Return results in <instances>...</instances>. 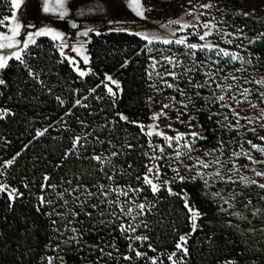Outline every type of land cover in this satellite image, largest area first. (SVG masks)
Masks as SVG:
<instances>
[{
  "label": "trees",
  "instance_id": "16d2710c",
  "mask_svg": "<svg viewBox=\"0 0 264 264\" xmlns=\"http://www.w3.org/2000/svg\"><path fill=\"white\" fill-rule=\"evenodd\" d=\"M184 1L169 6L144 0L152 15L177 11ZM223 1L238 7L243 0ZM10 11V0H0V19ZM261 34L250 46L264 56ZM145 43L126 30L90 32L86 50L92 69L81 77L54 39L40 35L23 53L27 67L12 59L0 70L5 81L0 85V184L20 193L12 201L0 192V264H48L49 258L60 264H151L152 259L171 264L168 256L190 225L183 192L201 216L187 235L182 264L227 258L233 264H264V199L259 194L264 189L244 184L241 191L251 203L224 208L205 192L199 177L174 180L171 194L166 187L153 194L144 184L149 142L139 122L149 116L151 89ZM111 72L121 84L117 103L103 82ZM207 133L214 141L216 132ZM77 137L82 139L74 148ZM121 189L128 194L120 195L116 190ZM40 196L51 203L41 205ZM139 204L145 205L143 214ZM121 225L135 231L122 232ZM74 235L79 242L70 239ZM136 251L146 255L137 257Z\"/></svg>",
  "mask_w": 264,
  "mask_h": 264
},
{
  "label": "rangeland",
  "instance_id": "374dc122",
  "mask_svg": "<svg viewBox=\"0 0 264 264\" xmlns=\"http://www.w3.org/2000/svg\"><path fill=\"white\" fill-rule=\"evenodd\" d=\"M78 1V0H74ZM134 3L136 11L135 22L130 21L132 25L131 28L136 29V34L144 38L147 35L151 43H146V51L149 55L148 71L151 78V89L148 95V104L150 106L149 116L146 120H141L140 125L149 126L153 123L159 125L160 131H163L168 136L175 137L177 133H189L198 132L202 138H198L194 144V150L188 153L186 156H181L180 161L174 159L175 151L179 147L173 142V147L169 148L167 142H165L162 137L153 135L148 137V145H161L164 147L165 152L163 158L159 160H152L150 157L161 156L159 151H153L149 146V162L146 166L145 174L148 172V167L153 164L159 166V178H155V169L152 174V178L155 183L166 187L171 192L174 190L171 184L176 179V172L173 168H179V174L187 178H193L196 176L198 171L203 172L205 175L202 179L204 183L205 192L214 198L220 205L224 208H231L238 204L239 202L243 205L246 202L251 201V196L247 195L245 192L241 191V187L245 183L241 181L240 176L246 177L249 181L255 180L259 183H264V177H257L255 175L256 171H264V164L251 163L246 157L241 156L236 159L232 156L233 152H248L255 160H264V154L254 150L247 143L252 141L257 145L264 146V141H261L258 137L264 136V121H259L256 123H248L245 119H240L238 128H230L227 125L231 123L236 124V117L228 108H222L220 103H218L215 97L219 95H226L225 103H230L233 108L239 112L240 117H251L257 118L264 111V100L261 99L260 93L264 92V85H258L255 81L264 79V56L258 53H254L252 47L250 46L251 40L261 31H264V4L261 0H243L242 4L238 7L229 4L223 0H185L179 10L172 11H162L155 15L147 13V5L144 0H130ZM179 0H161V2H166L169 6L170 4H176ZM73 1L67 5V10L65 17H77L78 12L72 6ZM211 4L212 7L202 8L201 5ZM153 7V5H150ZM12 13L13 9L11 8ZM137 11H143V16L137 15ZM191 15H188V12ZM16 18L22 15V10L15 9ZM11 13V12H10ZM243 13H249V15H244ZM7 16V15H6ZM4 16V17H6ZM2 17L1 19H3ZM198 17V19H197ZM76 18V19H77ZM79 19V18H78ZM171 20H180L181 24L196 25L195 28L188 27L187 29H181V24H169ZM42 18H39L37 12L35 11V22L42 23ZM64 24L65 18L60 19L57 16L56 23ZM215 25L212 28V35L206 37L205 41L199 40V35H202L205 31L203 24ZM91 25L87 22H82L80 19L78 24L74 27H66V38H76V42L70 43L65 42L63 39L54 40L59 51L63 50L65 57L68 60H74L75 64H72L74 69L78 67L81 71L89 72L92 69L89 55L86 50V43L89 39V33L87 36L81 35V33L88 31ZM6 28L0 25V33H5ZM138 31V33H137ZM134 32V31H130ZM231 33V35L225 36L224 33ZM175 33V35H173ZM187 37L186 43L202 45L204 43H211L213 45H218L219 48H223L229 52H234L242 59H237L236 61H231L230 58L217 57L215 51L209 52L207 49H187L185 45H177L175 43L165 44L164 39H175ZM86 38V39H85ZM231 40V43H226L225 41ZM85 41V44H84ZM85 45V46H84ZM85 47V48H84ZM72 48H77L80 50L79 54L72 51ZM195 52V56L191 53ZM70 53L72 56H70ZM69 55V56H68ZM88 57V62L85 63L83 57ZM164 57H173L179 63L175 68L167 63ZM219 60L218 64L212 63V61ZM156 61L155 67H153V62ZM250 61V63H248ZM202 65V66H201ZM187 68H192L193 71L186 72ZM220 69V71H216ZM168 71H175L177 73V80H173L172 77L164 75ZM211 71L213 77L210 78L205 75L206 72ZM159 74V75H157ZM107 76H111L113 80L119 83V88L112 84L106 79ZM232 77H236L235 80ZM191 80V83L189 81ZM209 81L205 87L196 88L195 84L204 83ZM103 82L108 87L113 89L116 93L115 96L111 95L114 103H117L121 92L120 80L114 73H106ZM172 83L179 89H182L186 95H181L180 92L176 91V88H169L166 83ZM217 83L221 84L225 90L227 86H232L231 92H222L216 87ZM249 89V95L247 100L243 103L237 104L228 99L233 94L236 95L238 100H244L241 95L243 89ZM107 89V88H106ZM108 91V90H107ZM199 95H196V93ZM175 98L173 100L172 98ZM189 97H191L192 102L189 103ZM181 102L188 103V108L184 109ZM250 102V103H249ZM165 104L170 105L169 108L163 109ZM251 104L257 105V107H251ZM163 109L166 116L161 117L158 121H153L151 119L154 113H158ZM186 113V114H185ZM203 113L207 114L205 118ZM225 116L228 120H225ZM179 117V119H178ZM189 117H195L189 123ZM180 121H183L181 123ZM171 125V128L168 126ZM255 128V133L249 129ZM208 132H216V138L214 141L209 139ZM147 131L145 127L144 132ZM187 139H191L187 137ZM184 141H181L182 145ZM180 151H186L183 148H179ZM205 153H211V155L206 156ZM198 159H203L205 161L211 162L213 160L219 159V165H211L207 169L203 168H192L191 171L185 168V165H193ZM235 160L239 172L233 170L232 161ZM220 170L222 176H232V182H224L220 177H216L214 173ZM200 178V177H199ZM207 180V184L205 183ZM164 182H169L165 184ZM214 193H219V195H213ZM261 198H264V190L259 192ZM183 197L188 196L183 192ZM228 201V203H225ZM194 207L193 205L189 204ZM197 209L196 207H194ZM198 210V209H197ZM190 214V213H189ZM192 232L191 227V214H190V225L187 231L182 234L188 235ZM175 259L178 262H183V252L177 251ZM172 252V253H173ZM233 264V260L230 258L224 259L216 264ZM52 264H60L58 261H53Z\"/></svg>",
  "mask_w": 264,
  "mask_h": 264
},
{
  "label": "snow or ice",
  "instance_id": "6c2138e0",
  "mask_svg": "<svg viewBox=\"0 0 264 264\" xmlns=\"http://www.w3.org/2000/svg\"><path fill=\"white\" fill-rule=\"evenodd\" d=\"M11 2V6L13 9L19 8L20 4L23 3V0H10ZM57 4L59 5L60 8L64 7V0H57ZM200 7L202 8H209L212 7L211 4H204L201 5ZM45 11H48L47 6H45ZM188 15H191L192 13L189 11L187 13ZM244 15H249V13H243ZM61 16L66 15V12H61L60 13ZM137 15L143 16V11H137ZM198 19V17H197ZM16 20V14L15 12H13L11 14L10 17H4L3 19H0V25L4 26L5 28H7V32L6 33H0V70H4L9 66V61L12 59H15L16 61H18L20 64H24L26 67V62L23 58V53L25 52L26 49H28L30 44H35V36H40V35H52V38L54 40L57 39H63V36L61 33L59 32H53L51 29H46V30H42V31H37L34 34H27V40H20L17 39V37H19L21 35L20 29H21V25L17 22L14 24V26L10 23L11 21H15ZM181 24L180 20H171L169 21V24ZM188 27H193L195 28L196 25H190V24H181V29H187ZM203 27L205 29H209L208 31H205L202 35H199V40L201 41H205L206 37L212 35V28H215V25H209L207 23L203 24ZM117 31H122V29H116ZM92 31V29H88V31H85L83 33H81V35L83 36H87L88 32ZM173 35H175V33H173ZM225 36L231 35V33H224ZM262 36H264V34H261ZM145 40H148V43H151L152 41L148 39L147 35L144 36ZM187 37H183V38H178L175 39V41L171 40V39H164L163 43L165 44H172L175 43L177 45H185V47L187 49H200V50H204L207 49L209 52L215 51V55L217 57H225V58H230L231 61H236L237 59H242L238 56V54L234 53V52H229L223 48H219L218 45H213L211 43H204L202 45H197V44H188L186 43ZM226 43H231V40H227L225 41ZM72 51L77 52L79 54L80 50L77 48H72ZM61 55L64 56L65 53L63 52V50H61ZM192 56H195V52L191 53ZM84 62L87 63L88 62V57L84 56L83 57ZM164 59L167 61V63L169 65H171L173 68H175L179 63V61H176L173 57H164ZM69 63L75 64L74 60H69ZM155 63H157L156 61L153 62V67H155ZM212 63L218 64L219 60H215L212 61ZM248 63H250V61H248ZM202 66V65H201ZM76 71L79 73V75L81 77L86 76L88 73L85 71H81L78 67L76 68ZM186 72H191L193 71L192 68H187L185 70ZM216 71H220V69H216ZM29 74L32 76H36L37 74L33 73L31 71V69H29ZM159 75V74H157ZM164 75L166 76H170L172 77V79L175 81L178 79L177 77V73L175 71H168L166 72ZM206 76L212 78L213 77V73L211 71L206 72L205 73ZM106 79L108 81H110L112 84L116 85L117 88H119V83L115 80L112 79L111 76H107ZM233 80L236 79V77H232ZM166 83V86L169 88H176V91L180 92L181 95H186V93H184V91L182 89H179L177 86H175L172 83ZM189 83H191V80L189 81ZM209 83V81H205L204 83H198L195 84L194 87L196 88H202L205 87V85H207ZM255 83H257L258 85H264V79L259 80V81H255ZM5 81L3 79H0V85H4ZM105 87L107 88L108 92L115 96L116 93L113 92V89L111 87H108L107 85H105ZM217 88H219L222 92H231L232 91V86L229 85L227 86V89L225 90V88L217 83L216 85ZM94 91V90H93ZM249 89H243V92L241 93V95L244 97V100H238L236 95L233 94L231 97H228V99H231L232 101H234L237 106L240 103H243L244 101L247 100V97L249 95ZM196 95H199V93L197 92ZM261 99L264 100V92L259 94ZM59 99V98H58ZM173 100H175V98H172ZM216 101L218 103H220V106L222 108H228L233 115L236 117V124L232 125L231 123H229L227 126L230 128H238L240 126L239 121L240 119H245L248 121V123L252 124V123H256L259 121H264V111H262L261 115L257 118H251V117H240L239 112L236 111L235 108L232 107V105L230 103H225L226 101V95L222 94L219 95L217 97H215ZM191 97H189V103H191ZM61 103H63V101H61ZM77 104L80 103L79 100L76 101ZM250 103V102H249ZM181 105L184 109L188 108V103H183L181 102ZM170 105L165 104L163 106V109L169 108ZM251 107L255 108L257 107V105L255 104H251ZM163 109H161L160 112L158 113H154L151 117V119L155 122L158 121L161 117L166 116V113L163 111ZM186 114V113H185ZM120 115V119L121 120H127V117L119 114ZM225 120H228V117L225 116L224 117ZM179 119V117H178ZM195 119V117H189V123H191V121ZM181 123H183V121H180ZM139 127L141 128L142 131L145 130V127H147V131L145 132V135H147L148 137H152L153 135L162 137V139L167 142V146L169 148L173 147V142L176 143V145H178L179 147L176 149L175 151V156L174 159L177 161H180L181 156H186L188 155V153H190L191 151L194 150V144L196 139L198 138H202L200 133L198 132H189L187 134L185 133H177V135L175 137L173 136H168L166 135L163 131L158 130L159 129V125L156 123H153L152 125L149 126H144V125H139ZM169 128H171V125L168 126ZM261 127H264V124H261ZM250 131H252L253 133H255V128H251L249 129ZM46 131V130H45ZM38 135H43V132H39ZM187 137H190L191 139H187ZM261 141H264V136H260L258 137ZM82 138L77 137L75 138V140L73 141V147L75 148L77 145H79L80 140ZM184 141V143L181 145L180 142ZM252 149L260 152L261 154H264V146L262 145H257L255 143H252V141H248L247 142ZM149 146L153 149V151H159L161 153V156L156 157H150V159L152 160H159L163 158V154L165 152V149L163 146L161 145H152L151 142L149 144ZM129 147H131V145H129ZM179 148H183L186 151H180ZM113 155H116V153H113ZM206 156L211 155V153H205ZM232 156L236 159H239L241 156L246 157L251 163L253 164H257V163H262L264 164V160H255L248 152H233ZM93 159H95L97 162H103L102 157L101 156H94ZM182 163V161H180ZM8 164H11L12 161H8ZM220 161L219 159L213 160L211 162L205 161L203 159H198L196 161L195 164L193 165H185V168L189 171L192 170V168H203V169H207L209 168L211 165H219ZM233 164V169H230L229 172H232L233 170H235L236 172H239V168L237 167L235 160L232 161ZM155 169V178L158 180L159 178V166L157 164H153L152 166L148 167V172L143 176V182L145 185L150 186L151 191L153 192V194L157 193L158 191H160V187L161 185L158 183H155L153 178H152V174L153 171ZM174 172H176V179H179L180 181H184L186 178L184 176H181L179 174V168H173L172 169ZM253 171L255 172V175L257 177H264V171H256L255 169H253ZM204 173L201 171H198L196 173V176L193 177V179H196L197 177L203 178L204 177ZM214 175L216 177H220L224 182H232L235 183L234 180H232V176H222L221 172L219 169H217V171L214 173ZM48 177H45V180L47 181ZM137 179H140L139 177ZM241 181H244L245 183H252V184H257V181L255 180H251L249 181L246 177L244 176H240L239 178ZM165 184L169 183V182H164ZM205 183L207 184V180H205ZM259 188L264 189V183H259L257 185ZM42 190L44 189L45 185H42ZM103 186H101L102 188ZM78 189H75L73 191H77ZM131 191H141L142 189H130ZM119 191L120 195H127L128 193L126 191L121 190H116ZM0 192H7L9 199L14 201L19 195L20 193L18 192V190L16 189H12L9 190L8 186L5 184H0ZM169 192L171 194V189H169ZM61 197L63 196V194H60ZM87 195L91 196L94 195L93 193H91L90 191L87 192ZM106 195V194H105ZM215 195H219V193H214ZM77 199H79V197H77ZM264 199V198H262ZM40 203L41 205H44L45 203H51V201H46L44 196H40L39 197ZM184 202H185V207L188 209V212L191 214V227H192V231H195L197 228V219L201 216V213L199 212V210L195 209L194 207L189 205L188 199L187 197H184ZM65 203H67V201H65ZM107 203H115V201H107ZM225 203H228V201H225ZM249 204L251 203V201L248 202ZM93 208L96 207V205H92ZM137 207L140 209V213L139 214H143V211L145 209V205L144 204H139L137 205ZM121 211H123V209H121ZM132 209H128L127 210V214H131ZM255 214V213H254ZM78 215V214H77ZM90 215V213H89ZM236 215H240L239 213H236ZM243 218V217H242ZM55 223V222H54ZM74 233L77 231L76 229H71ZM121 231L122 232H134L135 228L131 225L125 227L124 225H121ZM73 241L79 242V237L78 236H73L70 238ZM136 240H147V237H143V236H137L135 237ZM187 240H188V236L184 235V236H180L179 241L176 243V249L177 251L183 252L184 255H187V248L185 247V245L187 244ZM110 255V254H109ZM146 255L145 253H141L139 251H136V256L140 257ZM177 253L173 252L171 255L168 256L169 261H171V264H182V262H178L175 257H176ZM125 259H130V257H125ZM48 264H52V259L49 258L48 260ZM151 264H157V260L156 259H152L151 260ZM230 264V262H229Z\"/></svg>",
  "mask_w": 264,
  "mask_h": 264
},
{
  "label": "crops",
  "instance_id": "0c3cea01",
  "mask_svg": "<svg viewBox=\"0 0 264 264\" xmlns=\"http://www.w3.org/2000/svg\"><path fill=\"white\" fill-rule=\"evenodd\" d=\"M72 1V6L78 12V18L82 22L89 23L91 25L90 29L94 32L113 29L136 32L135 27L134 29L131 28L132 25L130 24V21L135 22L136 20V8L134 3L130 0H64L63 8L59 7L57 0H23V3L20 4L19 8H16L18 10H22L23 14H20L19 18H16L15 21L10 22L13 26L17 22L21 25V35L17 37V39L27 40V34L29 33L34 34L37 31L51 29L53 32L61 33L63 41H69L70 46H75L70 43L76 42L78 37L67 39L65 28L74 27L78 24L79 19L75 16L65 17L64 15H60L61 12L67 10V5ZM45 6H47L48 11L44 10ZM14 10L15 9H13V12ZM35 11L37 12L38 17L42 18V23L35 22ZM10 12L11 13H9L6 17L11 16L12 10ZM57 16L60 19L65 18L64 24H61L60 22L56 23ZM47 36L52 38L51 34ZM36 37L37 36L34 38ZM70 56H72L71 53Z\"/></svg>",
  "mask_w": 264,
  "mask_h": 264
}]
</instances>
